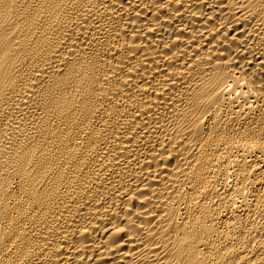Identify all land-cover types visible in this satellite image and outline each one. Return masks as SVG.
<instances>
[{"label": "bare ground", "instance_id": "6f19581e", "mask_svg": "<svg viewBox=\"0 0 264 264\" xmlns=\"http://www.w3.org/2000/svg\"><path fill=\"white\" fill-rule=\"evenodd\" d=\"M0 264H264V0H0Z\"/></svg>", "mask_w": 264, "mask_h": 264}]
</instances>
